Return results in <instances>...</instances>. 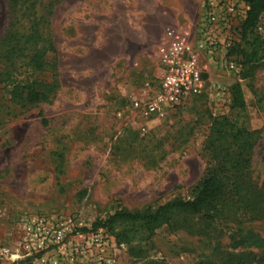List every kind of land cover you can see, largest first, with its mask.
<instances>
[{"label":"rangeland","instance_id":"rangeland-1","mask_svg":"<svg viewBox=\"0 0 264 264\" xmlns=\"http://www.w3.org/2000/svg\"><path fill=\"white\" fill-rule=\"evenodd\" d=\"M206 1L61 0L56 6L51 27L56 52L49 57L55 68L44 76L54 86L49 100L20 107L0 89V264H28L17 255L26 217L67 216L78 232L88 234L118 210L189 198L209 164L204 143L212 120L240 112L232 111L236 83L247 102L239 119L259 136L253 178L264 180V62L250 70L240 55L230 54L242 43L245 0H225L235 7L223 10L229 23L222 43L201 57L200 93L151 120L132 108L133 99L159 86L158 49L167 30L191 39ZM161 3L164 7H149ZM7 21V0H0V39ZM260 26L264 36V15ZM221 58L237 69L221 65ZM216 225L212 238L163 227L143 242V257L131 255L128 245L103 229L113 244L105 255L114 264H195L224 256L233 235L248 230L264 235V221L218 219Z\"/></svg>","mask_w":264,"mask_h":264},{"label":"trees","instance_id":"trees-1","mask_svg":"<svg viewBox=\"0 0 264 264\" xmlns=\"http://www.w3.org/2000/svg\"><path fill=\"white\" fill-rule=\"evenodd\" d=\"M61 0H7L8 21L0 39V89L4 99L16 106L47 102L53 83L44 79L55 64L49 60L56 52L51 34L56 6ZM247 11L241 22L242 43L230 54L241 56L250 70L264 62V36L260 21L264 0H245ZM25 77H22V75ZM253 75L252 71L244 77ZM232 111L244 113L247 102L241 84L231 88ZM232 116H218L211 122L204 143L209 164L189 198L176 197L157 206L134 211L122 209L98 220L91 231L101 228L113 235L119 244L130 247V254L143 257V242L149 241L165 227L192 235H218L216 222L264 221V180L253 178V156L258 145L257 130ZM195 264H264V235L248 230L231 236L230 250L215 260Z\"/></svg>","mask_w":264,"mask_h":264},{"label":"built area","instance_id":"built-area-1","mask_svg":"<svg viewBox=\"0 0 264 264\" xmlns=\"http://www.w3.org/2000/svg\"><path fill=\"white\" fill-rule=\"evenodd\" d=\"M228 5L225 0H207L191 39L176 38L174 29L167 30L158 49L159 86H149L141 98L132 101V108L141 118H160L169 108L180 106L187 97L201 92V57L222 43L220 35L229 23L223 10L228 8L232 12L235 7ZM219 6L222 10H218ZM220 60L230 70L238 67L233 61ZM118 116L122 117V112ZM110 238L103 229L88 234L78 232L70 217L41 213L23 219L17 255L26 258L28 264H114L105 255L113 248Z\"/></svg>","mask_w":264,"mask_h":264},{"label":"crops","instance_id":"crops-1","mask_svg":"<svg viewBox=\"0 0 264 264\" xmlns=\"http://www.w3.org/2000/svg\"><path fill=\"white\" fill-rule=\"evenodd\" d=\"M131 2H139L141 0H130ZM147 1V0H146ZM149 1H152V0H149ZM154 2H162V0H153ZM164 4L161 3L159 5H152V6H149V7H152V8H160V7H164L163 6ZM138 7H142V6H138ZM144 7H147V6H144Z\"/></svg>","mask_w":264,"mask_h":264}]
</instances>
